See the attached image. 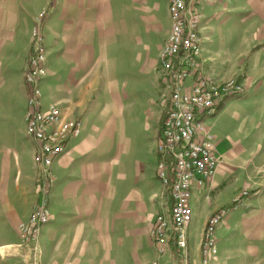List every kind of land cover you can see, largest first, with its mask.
Here are the masks:
<instances>
[{
	"label": "crops",
	"instance_id": "0c3cea01",
	"mask_svg": "<svg viewBox=\"0 0 264 264\" xmlns=\"http://www.w3.org/2000/svg\"><path fill=\"white\" fill-rule=\"evenodd\" d=\"M50 2L0 0V264H24L18 226L39 199L36 145L26 135L24 71L36 18ZM52 2L44 27L42 108L56 105L64 119H80L82 130L52 166L41 264H182L172 243L160 255L150 237L156 217L171 205L156 173L164 112L159 56L171 31L170 0ZM200 34L203 71L248 90L206 120L222 162L205 188L192 190L190 264H200L210 216L264 180L258 128L264 114V0L205 3ZM222 51L228 66L219 63ZM236 225L230 218L217 236L230 242Z\"/></svg>",
	"mask_w": 264,
	"mask_h": 264
},
{
	"label": "built area",
	"instance_id": "2783aa9c",
	"mask_svg": "<svg viewBox=\"0 0 264 264\" xmlns=\"http://www.w3.org/2000/svg\"><path fill=\"white\" fill-rule=\"evenodd\" d=\"M213 1L216 0H170L171 31L159 56L164 112L157 145L156 173L171 205L167 212L156 217L150 237L160 255H165L172 243L183 255L182 264H189L192 190L205 188L222 162L206 120L228 99L242 98L248 90L235 79L218 81L202 69L200 20L203 5ZM44 22L42 19L35 22L24 73L28 90L26 135L36 145L34 162L39 196L28 221L18 226L20 241L17 248L24 264H41L39 239L43 227L51 219L52 166L65 152L69 141L78 137L82 130L80 119H64L56 105L42 108L41 82L47 62ZM247 194H240L230 207L221 208L210 216L203 232L200 264H213L218 260L217 228Z\"/></svg>",
	"mask_w": 264,
	"mask_h": 264
},
{
	"label": "rangeland",
	"instance_id": "374dc122",
	"mask_svg": "<svg viewBox=\"0 0 264 264\" xmlns=\"http://www.w3.org/2000/svg\"><path fill=\"white\" fill-rule=\"evenodd\" d=\"M52 3L53 2L51 0L46 9H44V11H42V13H40V15L36 18V21H38L39 19L46 21V16L52 8ZM219 41L220 38L216 33L215 48H219L221 46L218 43ZM221 62L226 66H228L230 62L229 55L227 53H224L223 51L219 55V63ZM242 84L245 86V89H248V87L244 83ZM160 86L161 89L159 92V100L162 104L161 98L163 95V79H161ZM258 128H260L259 132H261L262 137V147L259 153L264 156V114L261 117L260 125ZM255 132L257 133L258 131ZM261 167L264 172V164L261 165ZM257 183L258 185L256 186V189H244L242 193L248 192L247 196L243 197L240 205H238L237 208L230 210V213L227 216L226 220L220 225L222 226L223 224H227L228 220L232 217L237 221L236 229L232 234L230 242L228 239L225 240L224 237L220 239L216 233L217 244L219 248L218 255L220 256L218 257L219 263H217V260L213 264H264V180L258 181ZM247 190H250L251 194ZM238 196H236L234 200H236ZM248 199L249 201L254 199L253 203L251 205L249 204V206H251L249 209ZM231 205H229L228 207H230ZM202 237L200 245L202 243ZM197 239L198 236L192 237L191 246L194 245V247L196 248ZM199 262H201V258Z\"/></svg>",
	"mask_w": 264,
	"mask_h": 264
}]
</instances>
